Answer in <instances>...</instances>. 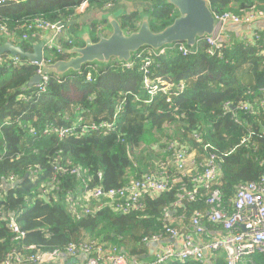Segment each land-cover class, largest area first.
Listing matches in <instances>:
<instances>
[{
  "label": "trees",
  "instance_id": "1",
  "mask_svg": "<svg viewBox=\"0 0 264 264\" xmlns=\"http://www.w3.org/2000/svg\"><path fill=\"white\" fill-rule=\"evenodd\" d=\"M84 4L86 10L80 13ZM108 4H114L110 12L118 11L122 28L128 32L138 30L142 15L150 16L155 32L178 17L167 0H12L0 7V26L8 28L11 37L22 38L26 26L38 19L64 23L73 33L68 41L60 39L65 51L71 49L70 41L73 46L84 45L75 33L85 27L95 42L100 32H111L108 21L100 17ZM209 4L215 14L264 16V0H209ZM228 34L224 29L219 39L222 48L213 55L205 38L194 48L189 47L191 54L187 57L179 53L181 44H174L163 54L142 49L133 55L130 69L114 61L107 66L86 65L81 72L61 77L50 75L46 91L38 97L37 88L29 87V83L39 68L25 59L15 65L10 54L2 55L0 264L15 252L23 256L51 251L65 254L71 244L92 241L107 249L115 247L119 254L124 248L127 258L140 257L147 251V241L163 238L168 227L178 233L191 228L194 232L197 213L204 215L205 242L223 232L222 225L208 220L211 192L222 193L225 212L231 216V202L239 188L259 183L264 177V26L244 41L225 39ZM17 44L27 52H33L35 46L33 41ZM69 57L57 50H44L45 60L51 63ZM147 61L151 62L150 75L143 70ZM146 76L154 84L157 79L172 83V91L151 97L144 88ZM227 103L234 109L231 113L225 108ZM241 105L250 106L251 112L240 110ZM80 122L83 126L114 125V129L83 133L77 126ZM72 128L78 133L64 138L54 132ZM166 140H176L196 154L200 166L193 175L202 171L201 164L216 157L220 178L211 189L196 186L186 178L169 191L143 196L139 211L123 213L110 205L99 209L93 201L91 213L86 214L84 206L89 203L82 200L80 180L58 171L59 167L81 169L88 177V188H124L161 168L160 163L171 156ZM46 187L52 191L43 194ZM183 187L195 190L196 199H185L176 208ZM70 196L79 201L78 216L69 209ZM12 220L25 233L24 238L16 240L10 228ZM30 247L34 250L29 251ZM210 255H218L211 264H227L221 250ZM63 256L71 264L72 258ZM252 260L243 257L239 264H264L258 254ZM166 264L210 263L205 259L203 263Z\"/></svg>",
  "mask_w": 264,
  "mask_h": 264
},
{
  "label": "built area",
  "instance_id": "2",
  "mask_svg": "<svg viewBox=\"0 0 264 264\" xmlns=\"http://www.w3.org/2000/svg\"><path fill=\"white\" fill-rule=\"evenodd\" d=\"M12 0H0V7L7 5ZM118 1V0H116ZM209 3V0H206ZM210 5V4H209ZM87 4H84L81 10H85ZM114 7V4H108L105 9L109 10ZM217 20V31L211 36L207 37V42L211 46L210 54H214L215 50L221 49L219 39L223 33L225 27L228 25H252L258 21H262L264 16H244L240 17L231 12H224L222 14H215ZM66 28L64 23H51L42 19L29 24L25 28V33L22 36V41H32L37 39L38 32L40 30L50 31L52 33L51 39H46L44 43V49L57 50V53H64L60 47V38ZM11 33L5 26H0V36H10ZM72 44V41L69 42ZM164 49L160 52L163 54ZM179 53L183 57H187L191 54L190 48L185 44H181L179 47ZM152 56L154 54H151ZM1 59V56H0ZM21 62V58H13L15 65ZM51 64L43 60V63ZM37 66V75H41L42 79L36 86L37 90L35 96H40L46 91L47 84L50 80V75H43L42 63L31 62ZM126 68H131L130 63H123ZM151 62L147 61L144 65L145 75L149 74V67ZM91 81V77L88 78ZM144 88L147 90L151 97H154L158 92H165L169 94L172 91L173 84L168 81H162L157 79L156 83L150 77L146 76L144 79ZM180 91H183V87L178 86ZM31 98H24L27 100ZM167 101H171L168 98ZM226 110L231 113L234 109L227 103L225 105ZM244 112H251V108L248 105H241L238 107ZM120 112V106L116 110ZM78 127H82L83 133L91 132L90 130L97 131L98 129H107L112 131L114 125L104 124L101 125H89L83 126L80 122ZM76 128L58 130L54 132L58 133L61 138L75 134ZM32 133L36 134L34 130ZM49 131H45L47 135ZM82 133V134H83ZM167 151L171 153L170 157H167L165 161L160 163V169L153 171L151 174H146L139 180H134L124 188L113 189L106 191L102 187L88 188V177H86L82 170L79 168L59 167L58 171L61 174H70L76 176L82 185L83 201L89 203L84 206V213L89 214L92 211L90 204L93 201L97 202V208L101 209L106 205H110L116 211L123 213H129L132 211H139L142 209V197L145 195H159L172 189L175 185L183 183L184 179L191 178L196 186L204 189H211V187L219 180L220 174L218 172L219 164L216 161V157H210V160L201 164L202 171L194 174L197 170L199 163L196 161V154L190 152L189 149L183 148L176 140H166ZM208 146L206 147V149ZM200 166V165H199ZM171 168V169H170ZM170 169V170H169ZM101 177V175H100ZM181 193L178 196V201L175 207H181L182 202L185 199L195 200L196 191L186 190V187L180 188ZM52 191L51 188L46 187L43 189V194H48ZM67 204L71 213L78 216L79 201L76 197L70 196L67 199ZM210 211L207 214L208 220L211 223L222 225L226 235L221 237H214L213 241L205 245L198 244L191 237H185L181 249H175L173 246L161 250L157 253L154 259L150 261H134L131 262L124 254H119L118 249L111 247L107 249L100 243L92 241L90 243L71 244L66 249L65 254H68L74 258L82 253L90 256L87 264H166L169 261H198L203 263L206 259V254L214 251L224 249L227 252V264H239L243 256L253 255L255 253H261L264 256V177L259 183H250L248 185L241 186L237 192L236 198L231 205L234 209V213L229 216L224 209L222 200V193L219 191H212L210 199L208 201ZM202 213H197L193 218V226L195 234L202 235L204 233ZM13 233L16 235V240L25 237L20 227L12 220L10 225ZM165 234L170 238H178L179 233L175 229L168 227ZM161 237H153L147 242H158ZM34 247L28 248L29 251L34 250ZM63 253L60 251H51L36 253L32 255H20L15 252L8 256L7 261L4 264H15V262L21 264H52L62 260Z\"/></svg>",
  "mask_w": 264,
  "mask_h": 264
},
{
  "label": "water",
  "instance_id": "3",
  "mask_svg": "<svg viewBox=\"0 0 264 264\" xmlns=\"http://www.w3.org/2000/svg\"><path fill=\"white\" fill-rule=\"evenodd\" d=\"M167 3L177 11L178 17L171 25L158 32L152 30L149 15L141 16L137 31L128 32L122 28L116 13H109L104 18L111 28L110 35L105 36L101 33L99 40L95 42L90 29L85 27L78 35L84 45L66 50V54L70 56L68 59L51 64L43 63V43L35 45L33 52H27L14 43H6L0 45V56L10 54L12 57H20L29 62L42 63L43 75L61 77L70 72H81L86 65L90 64L107 66L113 61L130 63L133 55L144 48L155 52L174 44H186L194 48L199 40L216 33L217 20L206 0H167ZM252 25H255L253 29H259L257 24ZM41 79V75H36L30 81L29 87L38 85Z\"/></svg>",
  "mask_w": 264,
  "mask_h": 264
},
{
  "label": "crops",
  "instance_id": "4",
  "mask_svg": "<svg viewBox=\"0 0 264 264\" xmlns=\"http://www.w3.org/2000/svg\"><path fill=\"white\" fill-rule=\"evenodd\" d=\"M79 12L83 13L84 11L80 9ZM116 15L118 16V13H116ZM254 24L258 25V28H259L258 30H260L261 27L264 26V22L263 21H260V22L254 23ZM254 26L255 25H252V26L251 25H249V26H247V25H228L225 28V30L229 34L225 35L224 38L225 39L228 38V40H231V41H233V40L244 41V40H247V39H252L254 37V35H255V32H256V30L253 29ZM72 34L73 33L71 32L70 27H66L64 32H63V35H62L61 39H63L64 41H68L69 39H71L70 36ZM78 35H79V32H76L75 36H78ZM11 36L12 35L7 36V37L6 36H0V41L4 42L3 44H0V45H4L6 43H14L15 45H18L17 43L22 42V40H21L22 38L21 37H16V36L11 37ZM3 38H4V40H3ZM51 38H52V33L50 31L40 30L38 32L37 39H32V41L33 42H45L46 39H51ZM10 57H11V59H13L12 56H10ZM75 132H77V131H75ZM163 234H164V237L160 238V240L158 242H147V244H146L147 245V251L145 252L144 255H142L140 257H132L131 259L128 258L129 261H131V262H134V261H139V262L150 261V260L155 258V256L157 255L158 252H160L161 250L167 248L168 246H173L175 249H181L182 245H183V240H184L185 237H191L198 244L205 245L207 243L212 242L214 237H221V236L226 235V232L223 230V232L212 236V241H210V242H205L204 238L202 237V235L195 234V231L193 232L192 228L186 230L185 233L180 232L179 233V237L177 239L176 238H170L165 233H163ZM120 250H121L122 254L126 253L124 248H122ZM220 250L223 253L224 259L227 260V252L224 249H220ZM257 254L260 256V258H262V257L264 258V256L261 253H255L253 255H248V256H243V257H250V260L253 261L252 260L253 256L254 255L256 256ZM64 255H65L66 258H72L71 259V264H87V262H88V260L90 258L89 255L84 254V253L80 254L78 256V258H74V257H72V256H70L68 254H64ZM63 257H62V260L57 261V262L52 263V264H67V260L66 261H65V259L63 260ZM143 257L145 259H142ZM217 258H218V255L211 256L210 253L206 254L207 262H209L210 264H211V260L212 261H216ZM242 261H246V260L243 259ZM169 262H176V261H169ZM212 264H213V262H212Z\"/></svg>",
  "mask_w": 264,
  "mask_h": 264
},
{
  "label": "clouds",
  "instance_id": "5",
  "mask_svg": "<svg viewBox=\"0 0 264 264\" xmlns=\"http://www.w3.org/2000/svg\"><path fill=\"white\" fill-rule=\"evenodd\" d=\"M114 8V7H113ZM112 8V9H113ZM112 9H109V10H105V12H102L101 14H100V16H102V17H104L105 15H107V14H109V13H117V11H112V12H110V10H112ZM86 10V9H85ZM84 10V11H85ZM101 17V18H102ZM100 33H102V32H100ZM111 33V32H110ZM104 34V33H103ZM105 36H108L106 33L104 34ZM61 39V38H60ZM35 43V45H38V44H40V43H43V42H34ZM69 43V42H68ZM44 44V43H43ZM69 45H71V49L73 48V47H76V46H73V43L72 44H70L69 43ZM45 50V49H44ZM152 50V49H151ZM160 52V51H159ZM64 53H66V50L64 51ZM2 57V56H1ZM13 58H15V57H13ZM20 58V57H19ZM114 62V61H113ZM116 62V61H115ZM31 63V62H30ZM32 64V63H31ZM111 64V63H110ZM123 64V63H122ZM37 86V85H36ZM35 86V87H36ZM76 133H78V132H76ZM75 133V134H76Z\"/></svg>",
  "mask_w": 264,
  "mask_h": 264
},
{
  "label": "rangeland",
  "instance_id": "6",
  "mask_svg": "<svg viewBox=\"0 0 264 264\" xmlns=\"http://www.w3.org/2000/svg\"><path fill=\"white\" fill-rule=\"evenodd\" d=\"M261 20L264 22V19H261ZM106 34H107V35H110V32H109V30H107V29H106ZM77 218H79V217H77ZM15 264H21V263L15 262Z\"/></svg>",
  "mask_w": 264,
  "mask_h": 264
},
{
  "label": "flooded vegetation",
  "instance_id": "7",
  "mask_svg": "<svg viewBox=\"0 0 264 264\" xmlns=\"http://www.w3.org/2000/svg\"><path fill=\"white\" fill-rule=\"evenodd\" d=\"M100 17H102V16H100ZM100 34H101V33H100ZM100 34H99V35H100Z\"/></svg>",
  "mask_w": 264,
  "mask_h": 264
}]
</instances>
